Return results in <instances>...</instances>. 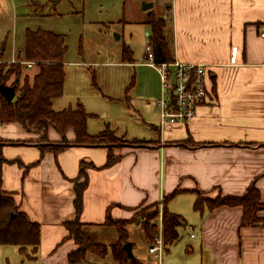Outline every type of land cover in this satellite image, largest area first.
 Returning a JSON list of instances; mask_svg holds the SVG:
<instances>
[{"label":"crops","instance_id":"1","mask_svg":"<svg viewBox=\"0 0 264 264\" xmlns=\"http://www.w3.org/2000/svg\"><path fill=\"white\" fill-rule=\"evenodd\" d=\"M170 11L174 58L211 71V99L190 125L159 123L152 126L156 138H138L147 144L110 146L118 160L107 165L106 145L70 144L42 154L41 145L62 140L56 129L49 128L42 142V133L18 122L0 124V189L41 225L38 258L22 264L67 263L75 243L64 222L76 217L72 179L81 161L94 166L87 169L79 219L98 243L95 233L113 226L105 224L108 216L128 220L176 191L168 208L186 216L196 231L191 237H198L192 247H199L201 258L205 253L207 264H264V208L253 224L242 223L241 205L194 208L201 194L241 196L252 185L264 202V0H172ZM26 70L31 81L39 71L36 65ZM67 138L75 139L73 130Z\"/></svg>","mask_w":264,"mask_h":264},{"label":"rangeland","instance_id":"2","mask_svg":"<svg viewBox=\"0 0 264 264\" xmlns=\"http://www.w3.org/2000/svg\"><path fill=\"white\" fill-rule=\"evenodd\" d=\"M145 1H152L153 7L143 9ZM171 5L172 0H0V65L6 70L19 57L27 29L61 34L67 46L66 75L62 94L53 99L54 109H74L81 103L90 114L87 130L104 131V140L111 147L145 141L138 138H156L152 126L160 123L157 101L162 88L158 70L146 63L152 32L147 19L152 11L165 17L170 27ZM22 74L21 81L25 75L30 78V70L24 68ZM188 210L194 215L193 207ZM142 211L156 212L150 206L139 208L127 226V239L135 244L133 253L139 264H207L205 253L201 258L199 247H192L198 237H191L196 231L189 222L178 228L179 240L164 248L160 260L150 253L153 243L148 244L142 230L146 221ZM156 217L151 223H156ZM107 227L94 235L108 246L107 253L89 251L82 264H119L112 248L119 235L113 226ZM29 258H35L33 251ZM22 259L27 263L17 245L0 241V264H22Z\"/></svg>","mask_w":264,"mask_h":264},{"label":"trees","instance_id":"3","mask_svg":"<svg viewBox=\"0 0 264 264\" xmlns=\"http://www.w3.org/2000/svg\"><path fill=\"white\" fill-rule=\"evenodd\" d=\"M147 20L152 26L149 37L153 44L155 59L157 61L173 60L174 54L170 46L169 31L166 29V18L157 17L154 12L149 11ZM25 35V45L19 52L18 62L9 63L6 70L0 65V82L13 85L16 89V95L10 101L0 93V124L18 122L28 131L42 133V142H48L49 128L56 129L62 136V140L41 145L42 154L47 150L57 152L70 144H103L109 147L106 164L111 165L116 162L118 157L111 152L110 142L105 141L106 138L104 140V131L97 134L88 132L87 122L90 114L81 103H78L74 109L67 108L60 111L54 109L53 99L62 94L65 83L64 56L67 46L64 36L48 30L31 29H27ZM22 59L33 61L39 68L32 81L28 75H25L21 81L24 68L27 67L21 63ZM93 77L95 83V75ZM9 79H11L10 83ZM70 130L75 133L73 141L67 138V132ZM139 143L147 144V141ZM19 163L22 164V162ZM92 166L94 165L91 162L81 161L79 175L72 179L76 217L65 221L64 225L68 231L67 238L73 239L75 247L69 251L66 264H82L89 251L102 255L108 251V246L96 242L85 229L87 223L79 219L83 210L84 190L88 184L87 169ZM0 191V241L3 244L17 245L27 260H37L41 241L40 223L32 220L26 212L22 211L10 194L1 189ZM175 192L163 198V239L166 249L179 240L178 227L185 223L184 217L170 211L167 205ZM204 202L210 208L220 205H241L244 208L243 224L258 222L260 220L258 211L264 208V202L260 199V192L256 185H252L241 196H218L215 199H202L199 196L194 208L200 210ZM149 206L156 212L150 215L142 211L141 215L146 221L141 226L147 240L154 243L158 235V226L156 223H151L150 219L157 216L159 203ZM129 222L133 220L114 219L109 216L105 222L117 228L119 240L112 248L119 264H139L138 259L132 258L123 246L128 241L126 226ZM31 251L34 252L35 258H29Z\"/></svg>","mask_w":264,"mask_h":264},{"label":"built area","instance_id":"4","mask_svg":"<svg viewBox=\"0 0 264 264\" xmlns=\"http://www.w3.org/2000/svg\"><path fill=\"white\" fill-rule=\"evenodd\" d=\"M264 36V32L261 33ZM146 63L155 67L161 78V97L158 98L160 108V126H188L196 115L200 105L211 98V71L207 64L183 61L174 58L170 61H157L152 41L146 45ZM12 62H18L13 59ZM27 67L35 65L33 61L21 60ZM159 227V235L149 251L159 260L163 254L165 243L163 239V202L159 203L158 215L155 219Z\"/></svg>","mask_w":264,"mask_h":264},{"label":"water","instance_id":"5","mask_svg":"<svg viewBox=\"0 0 264 264\" xmlns=\"http://www.w3.org/2000/svg\"><path fill=\"white\" fill-rule=\"evenodd\" d=\"M153 7V2L152 1H145L142 4L143 9H150ZM0 93L7 99V100H12L15 95H16V89L13 85L5 84L0 82ZM124 248L126 249L127 253L132 257L135 258L134 253H133V244L130 241H127L124 244Z\"/></svg>","mask_w":264,"mask_h":264}]
</instances>
